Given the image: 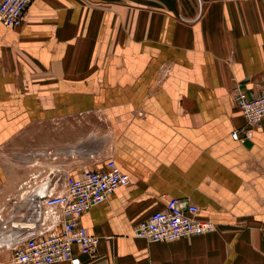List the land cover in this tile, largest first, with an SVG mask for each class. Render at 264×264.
Returning <instances> with one entry per match:
<instances>
[{"label":"crops","instance_id":"crops-1","mask_svg":"<svg viewBox=\"0 0 264 264\" xmlns=\"http://www.w3.org/2000/svg\"><path fill=\"white\" fill-rule=\"evenodd\" d=\"M263 77L264 0H33L0 23V206L19 195L15 219L37 222L23 198L112 158L129 183L83 214L100 242L81 264H264V118L231 136L233 89ZM170 199L213 229L136 237Z\"/></svg>","mask_w":264,"mask_h":264},{"label":"built area","instance_id":"built-area-1","mask_svg":"<svg viewBox=\"0 0 264 264\" xmlns=\"http://www.w3.org/2000/svg\"><path fill=\"white\" fill-rule=\"evenodd\" d=\"M32 1L0 0V23L19 26ZM232 96L245 119L244 126L231 131L232 138L240 139L241 133L249 132L264 118V77L258 89L238 86ZM129 179V174L109 158L104 168L66 175L61 191L49 190L39 197L23 198L34 214H39V220L32 222L33 217L25 215L15 219L12 211L7 217H0L1 232L12 251L11 264H81L80 255L93 254L100 242L81 223L83 214L118 187L127 185ZM213 226L212 221L200 215L196 203L170 199L163 208L138 221L133 232L148 242H171L210 232Z\"/></svg>","mask_w":264,"mask_h":264},{"label":"rangeland","instance_id":"rangeland-1","mask_svg":"<svg viewBox=\"0 0 264 264\" xmlns=\"http://www.w3.org/2000/svg\"><path fill=\"white\" fill-rule=\"evenodd\" d=\"M10 151H12V150H10ZM15 158L17 159V157H15ZM34 158H35V160L37 162L38 155L36 154V156ZM34 161H33V163H34ZM54 162H55V160L52 157L48 158V165L45 167L46 170H45L44 174H51V175L55 176L54 169H52ZM35 164H36L35 167H33L32 169L38 168L37 163H35ZM20 172H22V171H20ZM20 176H21V174H20ZM22 183L23 182L21 181V179L16 181L15 182L16 188H18V185H20V184L22 186ZM63 183H64V179L63 180H58V179L54 180V184H56V185H60L61 186V185H63ZM24 187H27V184H25ZM20 192H21V189H20ZM21 199H22V197H19V195H17V196H7L4 199V202L2 203V205L0 206V217H7L8 213H10L11 211L14 212V213L17 212L16 208L13 209L12 206H14V205L18 206V203L21 202ZM11 253H12L11 249L4 248V247L0 246V260H1V262H5V260L9 258V263H7V264H11V261H10Z\"/></svg>","mask_w":264,"mask_h":264},{"label":"bare ground","instance_id":"bare-ground-1","mask_svg":"<svg viewBox=\"0 0 264 264\" xmlns=\"http://www.w3.org/2000/svg\"><path fill=\"white\" fill-rule=\"evenodd\" d=\"M0 238H2V236H0ZM0 246H1V244H0Z\"/></svg>","mask_w":264,"mask_h":264}]
</instances>
